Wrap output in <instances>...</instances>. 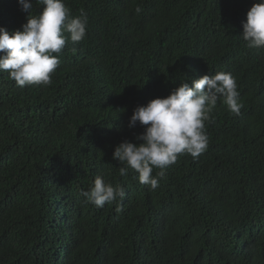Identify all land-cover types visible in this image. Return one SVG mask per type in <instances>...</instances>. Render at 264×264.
I'll use <instances>...</instances> for the list:
<instances>
[{
  "label": "trees",
  "instance_id": "obj_1",
  "mask_svg": "<svg viewBox=\"0 0 264 264\" xmlns=\"http://www.w3.org/2000/svg\"><path fill=\"white\" fill-rule=\"evenodd\" d=\"M64 2L87 13V35L66 44L51 86L0 72V264H264V49L242 37L258 0ZM28 15L0 0L10 33ZM217 72L243 107L218 102L207 150L179 156L155 190L121 176L116 147L147 127L129 128L134 110ZM98 175L123 201H86Z\"/></svg>",
  "mask_w": 264,
  "mask_h": 264
},
{
  "label": "clouds",
  "instance_id": "obj_2",
  "mask_svg": "<svg viewBox=\"0 0 264 264\" xmlns=\"http://www.w3.org/2000/svg\"><path fill=\"white\" fill-rule=\"evenodd\" d=\"M21 10L29 13L22 30L9 32L0 27V72H6L18 87L44 86L53 83L66 44L83 41L87 35L88 17L81 10L73 17L64 0H35L43 8L32 14V0H19ZM244 41L251 49H264V0H258L247 13L243 23ZM74 51V49H73ZM218 102L238 115L243 105L235 77L231 73L217 72L182 82L166 98L151 100L147 106H138L130 118L129 128L137 123L147 126L136 139L143 143L124 141L113 154L120 164L119 174L126 176L131 168L139 181L150 190L159 186L166 169L184 154L199 157L207 150V125L215 122L213 112ZM154 169H159L153 175ZM88 203L97 208L123 201L126 193L122 186L106 183L97 176L89 191L82 192ZM122 206L117 204L116 212Z\"/></svg>",
  "mask_w": 264,
  "mask_h": 264
}]
</instances>
